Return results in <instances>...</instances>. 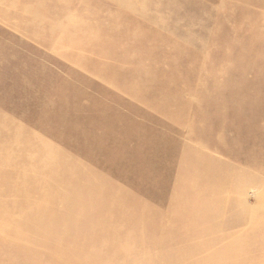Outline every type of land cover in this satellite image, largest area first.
<instances>
[{
  "label": "rangeland",
  "instance_id": "obj_1",
  "mask_svg": "<svg viewBox=\"0 0 264 264\" xmlns=\"http://www.w3.org/2000/svg\"><path fill=\"white\" fill-rule=\"evenodd\" d=\"M0 264H264V0H0Z\"/></svg>",
  "mask_w": 264,
  "mask_h": 264
}]
</instances>
